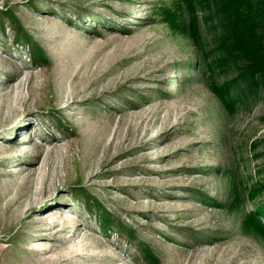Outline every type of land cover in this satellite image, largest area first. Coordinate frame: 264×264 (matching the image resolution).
Returning a JSON list of instances; mask_svg holds the SVG:
<instances>
[{
	"label": "rangeland",
	"instance_id": "374dc122",
	"mask_svg": "<svg viewBox=\"0 0 264 264\" xmlns=\"http://www.w3.org/2000/svg\"><path fill=\"white\" fill-rule=\"evenodd\" d=\"M213 20L198 0H0V264H264V82L199 55ZM78 186L157 262L99 231Z\"/></svg>",
	"mask_w": 264,
	"mask_h": 264
},
{
	"label": "trees",
	"instance_id": "16d2710c",
	"mask_svg": "<svg viewBox=\"0 0 264 264\" xmlns=\"http://www.w3.org/2000/svg\"><path fill=\"white\" fill-rule=\"evenodd\" d=\"M204 9L210 10L213 16V24L208 25L211 40L206 47L200 45L199 55L211 61L218 67L236 74V80L242 79L248 85L247 90L256 93L261 83L264 82V0H198ZM190 2V1H189ZM191 2L189 6H191ZM171 17L170 12L157 9V16ZM14 31L15 44L28 52L29 60L34 64L47 63L48 57L42 48L32 39L21 26L19 19L11 11L3 13ZM172 26L175 23L172 21ZM202 31L197 27L191 31V36L197 38ZM200 38V37H198ZM200 41V40H199ZM199 56V58H200ZM183 71V70H182ZM243 95L245 92L242 93ZM241 94V96H243ZM237 101L240 95H236ZM57 126H63L57 121ZM253 177V175L251 176ZM256 179V178H255ZM263 180L250 185V191L257 197L264 195ZM74 198L81 202L83 210L91 218H94L99 231L107 234L113 233L134 246L139 259L149 263H156V255L150 245L139 241L136 231H133L125 223L118 221L101 204L87 193L81 186L73 192ZM210 206L221 208L218 202H210ZM258 210L264 213V203H256ZM256 216H259L258 214ZM264 216V214H262ZM253 221H259V217H252Z\"/></svg>",
	"mask_w": 264,
	"mask_h": 264
}]
</instances>
